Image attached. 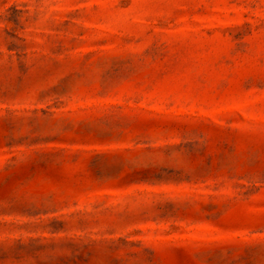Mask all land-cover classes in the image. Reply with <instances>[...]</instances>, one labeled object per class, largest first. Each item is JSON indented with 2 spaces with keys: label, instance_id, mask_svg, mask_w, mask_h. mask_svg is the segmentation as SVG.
I'll return each instance as SVG.
<instances>
[{
  "label": "rangeland",
  "instance_id": "rangeland-1",
  "mask_svg": "<svg viewBox=\"0 0 264 264\" xmlns=\"http://www.w3.org/2000/svg\"><path fill=\"white\" fill-rule=\"evenodd\" d=\"M0 264H264V0H0Z\"/></svg>",
  "mask_w": 264,
  "mask_h": 264
}]
</instances>
